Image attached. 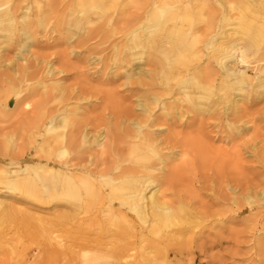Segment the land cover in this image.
<instances>
[{
	"label": "rangeland",
	"instance_id": "rangeland-1",
	"mask_svg": "<svg viewBox=\"0 0 264 264\" xmlns=\"http://www.w3.org/2000/svg\"><path fill=\"white\" fill-rule=\"evenodd\" d=\"M87 1L0 0V19L20 21L25 16L32 22L34 38L21 59L14 42L1 44L0 49V264H264V93L252 88L264 66V0ZM92 7L98 8L97 14L91 12ZM78 10L95 20L87 27L99 31L86 46L76 49L80 53L70 56L74 41H66L67 20ZM154 13L163 17L156 18ZM149 19L165 23L151 28L145 24ZM137 32L146 44L152 35L158 55L171 59L181 87L201 85L208 75L218 89L224 78L217 63L219 41L248 47L254 54L249 66L239 67L250 83L235 104L215 101V95L212 113H186L183 93L165 92L163 101L174 105L170 112L177 108L180 113L163 119L183 134L195 133L200 125L207 153L205 164L195 157L192 171L188 166L182 170L173 191L185 195L186 202L174 207L183 205L185 212L175 214L156 236L129 198L140 174L129 172L136 156L131 155L132 147H137L139 139L127 137L117 150H107L101 140L95 141L108 122L142 137L126 121L119 124L112 119L123 108L129 109L132 118L140 117L136 99L150 92L135 84V78L126 77L132 69L129 60L134 58L127 48L134 44ZM48 62L56 71L55 79L62 81L61 96L53 88L43 90L35 82L37 77H25L19 69L28 66L32 73L38 63L40 68H49ZM71 63L81 67L84 77L77 76L72 67L67 71L70 77L61 78L59 69ZM142 79L146 82L149 77ZM45 91L54 101L43 108ZM222 94L219 91L218 97ZM63 106H77L76 118L86 117L87 141L52 144L50 139L43 140L42 119L52 108ZM156 108L151 109L153 116L162 112ZM59 147L66 150L61 158L56 153ZM174 157L161 172L187 159L183 152ZM202 165L207 167L203 169L207 176ZM165 186L151 192L158 188L166 201L174 199L172 189Z\"/></svg>",
	"mask_w": 264,
	"mask_h": 264
},
{
	"label": "bare ground",
	"instance_id": "bare-ground-1",
	"mask_svg": "<svg viewBox=\"0 0 264 264\" xmlns=\"http://www.w3.org/2000/svg\"><path fill=\"white\" fill-rule=\"evenodd\" d=\"M259 2L260 1L258 0V3ZM91 12L97 14L98 8L92 7ZM251 15H253V13ZM154 16L156 18H162L163 14L154 13ZM150 20L151 19H149V21L147 20L148 22H145V24L148 23V26L150 25L151 28L152 27L154 28V26L156 25L158 26L163 25L165 23L161 19H156L153 21H150ZM94 22H95L94 19L92 18L90 19V15L85 14V12L81 10L76 11V14L72 16L71 19L67 20V24L69 28L67 29V32H66V37H67L66 41L69 44L74 41V44L71 46L68 55L75 56V54L80 53V51L76 49H80L89 40L93 39L94 36L98 33L99 31L98 27H92V26L87 27V25H92ZM31 23L32 22H30L25 16H23L20 19V21L13 20L12 18H9V17L5 19L1 18L0 19V49L2 48L1 44H4L6 46L8 43L14 42L19 48V51L17 52V57L20 59L23 58V54L24 56L26 54L23 52L28 51L29 47L34 43L33 30H32ZM38 23H40V21ZM73 38L75 39L73 40ZM152 39H153L152 35H149L147 38L148 42L146 44L145 41H143L142 34H140V32H137V34L135 33V35H133V39H132V42L134 43L132 44L133 46L131 45V47L127 48V50L133 54L134 58L129 60V61H133V63L129 64L132 69L129 73H127L126 77L128 78V80L135 78L134 79L135 84L137 83L140 86H146V89H147L146 92H148V90L150 91L145 97L139 96L136 99L137 101L136 108L141 113L140 117L132 118L131 117L132 115H130L129 113V109L127 110V108L125 109L123 108V110L119 112L121 114L120 116H116L112 118L114 121H117L119 124H121L123 120L126 121L127 124L131 125L132 129H134L135 132L140 133L142 137L139 138L137 135H132L133 134L132 130L122 131L120 130V128L117 129L116 128L117 125L113 127L108 122V124L102 123L103 125L107 124L103 128L104 134L98 133L95 138V141L101 140L102 141L101 146L103 148H106L107 150L109 148L110 149L112 148V150L113 149L117 150V149L122 148L125 138L135 137L139 139L138 140L139 144L137 145V147L136 145L132 147L133 152L131 151V155H133L134 153L136 154V156L134 157L131 156L133 158L131 160L133 167L131 168V170H129V172L131 174L132 173L134 174L135 172H138L140 174H138V178L133 184L134 185L133 191L131 190L132 196L130 195L129 198H130L131 204L136 205L140 209V215L143 221L145 222L146 227L150 228L155 233V236H156L158 235L157 232L160 230V228L163 229L164 226L168 227L172 223V219L175 214L179 215L180 213L182 214L185 212L183 205H181L180 207H174L175 203L185 204L186 202L184 201L185 195H183L184 197H182L180 193H178L179 190H177L176 193H174L173 191V188L174 189L178 188V186L176 185H178L177 183H179L182 179L181 178L182 170L187 169V168H184L186 166H188L189 167L188 169L191 170L193 167V163L194 165L196 164L195 157L199 160H203L205 164L206 162L205 154L207 153L206 148L203 145L202 138L204 134L202 132V127L200 125L197 127L196 130H194L195 133L183 134L181 131H177V130L175 131L174 129H172V128H175V127H171L172 125H175L173 122L171 124H167L166 119H163L166 115H168L169 117H172V116L175 117L177 114L180 113L179 109L177 108L175 109L174 112H170V110L173 109L174 105L172 107L168 106V104L166 105V103L163 101L164 99H162L164 94H166L169 90L173 92L181 91V93H183L184 95V99L188 102V106L185 108V112L186 113L192 112L194 114H199V115L204 114V113H207V114L212 113L213 112L212 107L215 105L216 100H220L222 103L223 101H225L228 103L233 102L235 104L238 101L235 98L248 91V87L246 86V84L250 80V77L244 71L240 70L239 67L249 66V64L251 63L249 61V58L250 56L254 54H251L247 51L248 47L244 48L242 45H239L237 43L225 45L223 41H219L217 43L219 46L217 63L220 67V70L224 74V78H222L221 82L218 84L219 85L218 89L216 88V85L212 83V79L211 77L209 78L208 75L204 76V81L201 85L199 84V82H196L193 85L189 83L181 87L179 83L175 81V68L172 65L171 59L158 55L159 50L154 47L155 44H153ZM66 56L67 55L63 54L64 59ZM67 59H68V56H67ZM124 62L126 63L125 60L123 61V63ZM39 63L37 64L38 66L37 71L32 72V73H28L27 71L28 66H24V68H19V69L20 70L22 69L23 71L22 74L25 77L26 76L27 77H37L35 82L40 84L43 90L50 87V88H53L54 90L61 92L60 94L61 96L63 92V89L61 88L62 81L61 79H55L54 76L56 74V71L52 68V62L47 63L49 64V68L47 67L45 68L44 66H41L40 68ZM144 63L146 64L147 68L143 67L145 65ZM71 64L73 65V63ZM8 65H10V63H8ZM72 65H70V67H68L69 65L64 66L59 69L58 74L61 73L62 79L70 77V74L67 73V71L68 69L70 71L72 67L74 71L77 70L75 72L77 76L84 77L83 76L84 74L81 71V67H78L75 64L73 66ZM18 73H19L18 71L14 73L15 77L17 76L16 74ZM145 76L149 77V79H147L148 81L146 82L144 79H142V77H145ZM92 77L95 79L96 76L95 77L92 76ZM105 78L106 77H104V79ZM81 80H83L84 83L86 82L84 81V78L83 79L81 78ZM47 81H51L52 83L48 84L46 83ZM86 83H89V82H86ZM252 88H255V89L258 88L259 93H264V66L261 67L260 74L256 78V82H254V84L252 85ZM194 89H197V92H198V89H200V91L196 93ZM219 91H222L223 94L218 97ZM45 94L47 95V91H45ZM45 94L41 98L44 103L43 108H46L48 103H50L52 100L51 98L48 97V95L46 96ZM231 94H233L234 96L230 97ZM215 95L217 97L215 98V101H214ZM175 100H179V98H176ZM53 101L54 100H52V102ZM155 107H157L156 109L162 112L158 115L153 116L154 113L151 112V109ZM77 108H78L77 106L73 108H67L63 106L61 109L60 108H56V109L52 108V110L48 109L51 112L42 119L44 129L41 135L43 137V140L47 141V139H50L52 144L54 142L55 144H59V143L63 144L66 142L69 143L73 139H79V138L83 141H87L89 135L88 133H86L85 130H86V123L88 122L87 120L84 119L86 117H84L83 119L81 117L80 119L76 118V116L79 114V112L77 111L78 110ZM40 111H43V109H41ZM97 120L98 118L93 119L94 122H96ZM84 121L86 123H84ZM35 125L37 126L36 123ZM160 125H166L165 126L166 128L159 129L158 127ZM152 127H156V128L153 129ZM188 127H189V124H188ZM148 128H151V129H149L148 131ZM143 130H146V132H144ZM163 130H165L166 133L163 135L164 136L163 138L162 137L159 138L160 136H162L160 135V132H163ZM32 131H31V134H32ZM151 135H154V137ZM162 143H164V147L160 146ZM165 149H167L168 151H164ZM180 152H183L184 156H186L187 159H184L183 160L184 162L180 163L179 165L173 164L167 170H164L163 172H161L166 166V164L170 160H173L175 158L174 154L180 153ZM56 153H57V157L61 158L64 155H66V150L63 147H59ZM161 164L162 166L158 167ZM202 167H203L202 171H204L203 172L204 176H207L205 172L206 170H203V169H206L207 167L204 168L205 166L203 165ZM191 182L192 181L188 183H191ZM161 185H166L168 186V189H172V192L174 193L172 196H174L175 198L174 199L172 198L171 200L166 201V199H164V195L161 194L158 188L154 189L151 192L153 188L157 186H161ZM147 189L149 190L147 191ZM147 192H151L149 196H147ZM187 192H189V190L188 191L186 190V194ZM191 199H193V197ZM109 201L112 203V205H117L116 202L111 201V200ZM118 206L120 207L121 211L125 210L124 205L118 204ZM201 214L203 213L201 212ZM150 220L151 221L154 220L153 224H151V222L149 224ZM176 222H179V221H176ZM176 222L175 224H177ZM163 232H164V229H163ZM121 257H124V256H121ZM131 257L132 256H130L129 259H131ZM120 259L122 260L123 258H120ZM149 263H152V262H149Z\"/></svg>",
	"mask_w": 264,
	"mask_h": 264
}]
</instances>
